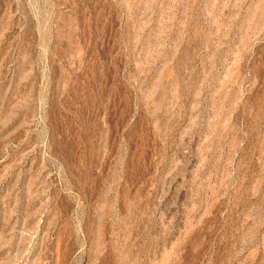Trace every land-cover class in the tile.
<instances>
[{"label":"rangeland","instance_id":"1","mask_svg":"<svg viewBox=\"0 0 264 264\" xmlns=\"http://www.w3.org/2000/svg\"><path fill=\"white\" fill-rule=\"evenodd\" d=\"M0 264H264V0H0Z\"/></svg>","mask_w":264,"mask_h":264}]
</instances>
